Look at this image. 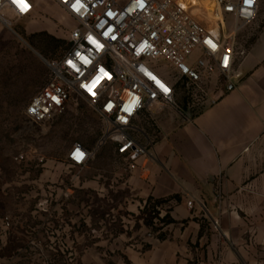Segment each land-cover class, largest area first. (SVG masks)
I'll use <instances>...</instances> for the list:
<instances>
[{
	"label": "crops",
	"instance_id": "obj_1",
	"mask_svg": "<svg viewBox=\"0 0 264 264\" xmlns=\"http://www.w3.org/2000/svg\"><path fill=\"white\" fill-rule=\"evenodd\" d=\"M261 8L259 0L252 24L257 33L242 28L237 35V48L245 53L235 61L242 74L236 87L227 91L211 83L215 89L195 112L182 107L177 88L175 105L142 112L135 124L149 152L134 169L118 157L112 174L93 160L80 173L49 172L55 186L48 190V203L34 208L54 230L37 237L39 220L32 239H58L67 251L62 258L72 264H264ZM78 191L86 193L84 199L75 198ZM110 215L112 220L106 219ZM110 224L116 226L113 256L106 257L104 245H83L94 231L106 242Z\"/></svg>",
	"mask_w": 264,
	"mask_h": 264
},
{
	"label": "built area",
	"instance_id": "obj_2",
	"mask_svg": "<svg viewBox=\"0 0 264 264\" xmlns=\"http://www.w3.org/2000/svg\"><path fill=\"white\" fill-rule=\"evenodd\" d=\"M53 1L76 24L69 31L68 48L47 62L49 77L25 115L33 123H43L60 115L74 96L85 99L105 125L97 147L112 143L129 169L149 152L135 124L142 112L175 105L181 83L204 95L214 73L218 88L236 87L242 74L234 65L243 54L237 35L255 22L259 10V0ZM24 2L27 10L18 0H0V21L8 25L10 14L31 17L35 3ZM225 15L234 17L230 30L225 28ZM161 62L172 72L167 73ZM96 150L76 142L67 159L81 167L95 158ZM187 205L193 209L195 201ZM214 225L218 228L217 221Z\"/></svg>",
	"mask_w": 264,
	"mask_h": 264
},
{
	"label": "rangeland",
	"instance_id": "obj_3",
	"mask_svg": "<svg viewBox=\"0 0 264 264\" xmlns=\"http://www.w3.org/2000/svg\"><path fill=\"white\" fill-rule=\"evenodd\" d=\"M33 1L35 10L31 17L18 19L10 14L12 19L8 25L0 21V264H72L62 258L61 251L66 249L56 243L58 239H32L39 220L41 227L35 228L36 235L39 232L37 237L47 238L54 230L52 225H43L48 217L39 214L34 206L48 203V190L55 186L49 172L76 174L82 171L66 157L74 143L97 148L93 162L106 174L116 171L118 156L112 143L97 147L105 125L85 99L74 96L60 115L43 123H33L25 115L31 98L49 77L47 62L60 57L68 48L69 31L76 24L55 1ZM260 7L264 13V0H260ZM234 24L233 16H224L226 30L232 29ZM252 24L243 27L245 33H257L258 29H252ZM239 52L245 53L241 49ZM165 70L172 72L167 64ZM211 79L216 86L218 74L214 73ZM214 87H206L204 95L185 85L179 87L184 98L182 107L197 111V107L210 98ZM73 183L80 186L77 180ZM42 189L46 192L39 195ZM85 194L78 191L74 195L78 200L84 199ZM106 219L112 220V215ZM106 229L109 231L104 234L106 242L97 239L94 231L95 237L83 239V245L94 248L104 245L109 257L116 249L114 236H111L116 226L110 224Z\"/></svg>",
	"mask_w": 264,
	"mask_h": 264
},
{
	"label": "trees",
	"instance_id": "obj_4",
	"mask_svg": "<svg viewBox=\"0 0 264 264\" xmlns=\"http://www.w3.org/2000/svg\"><path fill=\"white\" fill-rule=\"evenodd\" d=\"M184 85H185L187 88H188V87H191V88L194 89V87H192V86H187L185 83H181V84H179V85H178V88L181 87V86H184ZM188 89H190V88H188ZM187 91H189V90H187ZM199 92H201V91H199ZM87 148H88V147H87ZM1 196H2V194H1V189H0V197H1ZM165 219H166V222H168V223L173 222V220H172L170 217H166Z\"/></svg>",
	"mask_w": 264,
	"mask_h": 264
},
{
	"label": "snow or ice",
	"instance_id": "obj_5",
	"mask_svg": "<svg viewBox=\"0 0 264 264\" xmlns=\"http://www.w3.org/2000/svg\"><path fill=\"white\" fill-rule=\"evenodd\" d=\"M18 2L20 3V5H21V8H22V10H27V8H28V5L24 2V0H18ZM75 7V6H74ZM98 82V81H97ZM93 87H95V85H93ZM80 155H82V154H77V158H80Z\"/></svg>",
	"mask_w": 264,
	"mask_h": 264
},
{
	"label": "bare ground",
	"instance_id": "obj_6",
	"mask_svg": "<svg viewBox=\"0 0 264 264\" xmlns=\"http://www.w3.org/2000/svg\"><path fill=\"white\" fill-rule=\"evenodd\" d=\"M212 9H213V6L209 8V10H210V13H211Z\"/></svg>",
	"mask_w": 264,
	"mask_h": 264
}]
</instances>
